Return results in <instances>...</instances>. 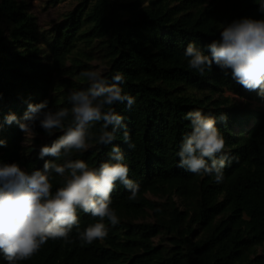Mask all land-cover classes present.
Listing matches in <instances>:
<instances>
[{"label": "trees", "instance_id": "trees-1", "mask_svg": "<svg viewBox=\"0 0 264 264\" xmlns=\"http://www.w3.org/2000/svg\"><path fill=\"white\" fill-rule=\"evenodd\" d=\"M66 1L48 0L47 6ZM260 2L81 0L46 29L30 1L0 0V140L6 142L0 162L17 163L31 173L54 161L39 159V150L62 130L49 137L37 122L35 134L25 135L5 118L15 114L24 122L27 104L45 100L53 111L70 109V93L88 86L80 73L92 71L88 61L97 49L107 60L102 76L112 83L121 73L123 92L135 99L131 110L113 105L125 118L134 147L123 141L122 130L113 143L124 154L129 179L139 185L131 199L117 182L111 207L120 223L113 227L105 220L107 238L83 246L73 228L72 242L49 239L31 259L17 264H264V98L233 80L230 69L226 74L213 65L201 76L184 55L191 42L210 56L206 46L220 39L224 26L264 18ZM80 43L86 46L82 55ZM65 74L73 79L64 86ZM196 110L215 116L225 138L229 163L222 183L177 167V153L191 131L184 117ZM101 123L90 129L95 136ZM90 144L85 152L73 151L71 158L93 169L110 162L112 145ZM64 181L52 174L53 194ZM77 214L79 231L100 222L82 210ZM0 264H8L2 253Z\"/></svg>", "mask_w": 264, "mask_h": 264}, {"label": "clouds", "instance_id": "clouds-1", "mask_svg": "<svg viewBox=\"0 0 264 264\" xmlns=\"http://www.w3.org/2000/svg\"><path fill=\"white\" fill-rule=\"evenodd\" d=\"M258 11L264 16V0ZM206 47L210 56L188 43L184 55L189 58L191 69L201 76L212 70L213 65L226 74L230 69L233 80L264 98V18L234 20L223 27L220 39ZM80 75L89 83L85 90L70 93V109L53 111L45 100L27 104L24 122L15 114L5 118L8 125L17 123L25 135L35 134L37 122L49 137L56 130L63 132L50 146L40 148L39 159L54 158V161L44 162L43 170L28 173L17 163L0 162V253L8 264L31 259L49 239L72 242L69 235L73 228L77 229L82 246L104 241L108 236L104 221L113 227L120 223L111 207V194L117 182L131 193V199L139 191V185L129 179L130 169L122 162L121 148L113 143L116 133L122 130L123 141L129 148L134 147L125 118L113 107L124 104L131 110L135 104L134 97L123 92V75L117 72L112 83L94 70L82 71ZM184 119L190 121L191 131L184 136L177 153V167L196 175L214 176L217 184L222 183L229 157L225 153V138L216 127L217 118L196 110L189 111ZM219 119L226 122L224 116ZM98 122L102 123L99 135L95 136L90 129ZM92 140L100 145H112L108 153L110 162L102 163L97 169L90 168L83 160L71 158L73 151H87ZM3 146L6 142L0 140V147ZM62 158V164L55 162ZM53 173L65 177L64 186L54 194ZM78 210L100 222L79 231Z\"/></svg>", "mask_w": 264, "mask_h": 264}, {"label": "rangeland", "instance_id": "rangeland-1", "mask_svg": "<svg viewBox=\"0 0 264 264\" xmlns=\"http://www.w3.org/2000/svg\"><path fill=\"white\" fill-rule=\"evenodd\" d=\"M22 1V0H18ZM23 1H30L32 12L38 17L39 24L42 28L49 29L53 23H60L63 18L73 10L75 6L81 2V0H68L66 2L60 3L57 6L49 5L47 6L48 0H23ZM48 7V8H46ZM85 44L80 43V54L82 55V50L85 48ZM97 54L94 55V58L91 61H88L92 67V71H97L102 75V71L106 68V59L103 58V54L99 53V49L96 50ZM80 57V56H79ZM70 65V64H69ZM73 79V76L70 74H65L61 77L62 84L65 86L67 85V81H71ZM200 95H202L200 93ZM226 96H230L233 99H237V96H235L231 92H225ZM252 107H255V104L252 105ZM28 145V142L25 143Z\"/></svg>", "mask_w": 264, "mask_h": 264}]
</instances>
